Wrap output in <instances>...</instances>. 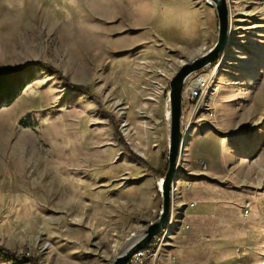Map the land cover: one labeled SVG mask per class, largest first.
Segmentation results:
<instances>
[{
	"label": "rangeland",
	"instance_id": "374dc122",
	"mask_svg": "<svg viewBox=\"0 0 264 264\" xmlns=\"http://www.w3.org/2000/svg\"><path fill=\"white\" fill-rule=\"evenodd\" d=\"M228 1L226 50L185 86L208 83L184 91L170 264H264V0ZM218 38L208 0H0V73L55 70L0 111V249L17 257L0 264H116L159 220L170 84Z\"/></svg>",
	"mask_w": 264,
	"mask_h": 264
},
{
	"label": "water",
	"instance_id": "95a60500",
	"mask_svg": "<svg viewBox=\"0 0 264 264\" xmlns=\"http://www.w3.org/2000/svg\"><path fill=\"white\" fill-rule=\"evenodd\" d=\"M216 8L219 19V38L217 44L201 58L185 64L170 84V147L168 171L162 181L160 191L163 198L159 220L153 223L139 238L132 241L120 255L116 264H128L132 256L149 247L169 225L172 208V191L176 184V173L180 156L185 148V134L182 128L184 91L188 80L196 73L215 65L222 57L229 41L230 8L228 0H208Z\"/></svg>",
	"mask_w": 264,
	"mask_h": 264
},
{
	"label": "trees",
	"instance_id": "16d2710c",
	"mask_svg": "<svg viewBox=\"0 0 264 264\" xmlns=\"http://www.w3.org/2000/svg\"><path fill=\"white\" fill-rule=\"evenodd\" d=\"M44 69L54 71L55 73L53 68L42 62H35L25 69L4 74L0 73V111L14 104L28 87L29 82L34 80L37 71ZM132 157L135 158L137 156L132 154ZM0 257L11 258L15 256L5 249H0ZM18 260H20V258H18Z\"/></svg>",
	"mask_w": 264,
	"mask_h": 264
},
{
	"label": "built area",
	"instance_id": "2783aa9c",
	"mask_svg": "<svg viewBox=\"0 0 264 264\" xmlns=\"http://www.w3.org/2000/svg\"><path fill=\"white\" fill-rule=\"evenodd\" d=\"M207 89L208 83L206 80L202 81L200 78L194 80L185 89V95L187 96L186 98H188L189 101L199 100L205 96ZM207 112V116H215V114L211 112L210 109H208ZM194 207L195 204H192L191 208ZM248 213L249 212H246V215H248ZM173 237L171 225H169L159 236L152 240L147 249L135 253L128 264H159L162 251H164L166 247H173Z\"/></svg>",
	"mask_w": 264,
	"mask_h": 264
},
{
	"label": "crops",
	"instance_id": "0c3cea01",
	"mask_svg": "<svg viewBox=\"0 0 264 264\" xmlns=\"http://www.w3.org/2000/svg\"><path fill=\"white\" fill-rule=\"evenodd\" d=\"M192 204H195V207H194V209L197 207V205H196V203H192ZM191 204V205H192ZM190 209H193V208H191V207H189ZM198 232V231H197ZM195 233L194 234V237L193 238H191L192 236H189V238H191L190 240H192V239H196L197 237H204V235L200 232V233ZM171 254L170 253H168V256H165L164 254H163V256L161 257V260H160V263L159 264H170L171 263ZM173 261V260H172Z\"/></svg>",
	"mask_w": 264,
	"mask_h": 264
},
{
	"label": "bare ground",
	"instance_id": "6f19581e",
	"mask_svg": "<svg viewBox=\"0 0 264 264\" xmlns=\"http://www.w3.org/2000/svg\"><path fill=\"white\" fill-rule=\"evenodd\" d=\"M200 80L205 81L206 79H205V77H202V78H200ZM161 185H162V182L160 183V187H161Z\"/></svg>",
	"mask_w": 264,
	"mask_h": 264
}]
</instances>
